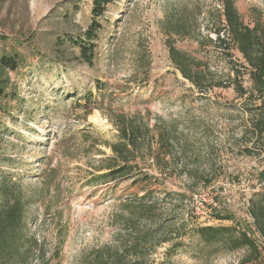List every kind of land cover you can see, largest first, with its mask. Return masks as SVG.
<instances>
[{
    "label": "rangeland",
    "instance_id": "obj_1",
    "mask_svg": "<svg viewBox=\"0 0 264 264\" xmlns=\"http://www.w3.org/2000/svg\"><path fill=\"white\" fill-rule=\"evenodd\" d=\"M234 3L245 23H264V0ZM90 4L0 0V57L20 55L1 102L6 111L0 115V154L8 161L0 162V174H6V185L25 202L26 234L37 244L32 242L34 251L25 264H80L83 256L112 245L122 232L128 211L120 204L144 194L142 184L131 182L140 173L96 179L102 173L96 171L98 160L111 154L104 141L112 142L116 135L108 119L113 111L139 113L150 127L168 126L172 153L185 164L180 174L178 159L167 156L170 171L144 168L152 177L150 194L158 199V218L175 227L183 219L230 225L213 217L217 210L243 225L251 223L249 199L264 190L256 178L264 153L252 149L249 154L246 148L254 140L249 111L261 99L240 97L232 87L200 93L173 67L165 43L167 21L181 20L191 36L214 37L220 0H114L98 19L93 64L88 65L68 38H84ZM174 38L180 48H196L192 39ZM212 51L211 68L228 82L230 64H239L240 55L231 50L230 61ZM241 80L250 87L246 73ZM85 94H91L88 106ZM170 191L183 192L185 200L174 194L163 198ZM253 236L264 259V241ZM179 240L182 245L171 255L174 264H237L244 254L206 244L190 230ZM167 246L149 260H160ZM14 262L8 264H18Z\"/></svg>",
    "mask_w": 264,
    "mask_h": 264
},
{
    "label": "trees",
    "instance_id": "obj_2",
    "mask_svg": "<svg viewBox=\"0 0 264 264\" xmlns=\"http://www.w3.org/2000/svg\"><path fill=\"white\" fill-rule=\"evenodd\" d=\"M91 22L84 31V38L70 39V43L79 49L82 60L93 64L96 31L100 24L98 19L104 15L107 5L114 0H90ZM221 9L216 10L215 19L217 28L213 29L214 37L206 34L204 37L191 36L190 30L184 22H168L167 39L165 40L168 57L173 67L181 76L190 82L200 93L214 87H232L238 96L260 98V104L250 110L249 131L253 137L250 154L253 150L264 153V23L255 21L252 25L245 23L234 0H220ZM208 20V19H207ZM207 27V24L205 25ZM175 36L189 38L196 42V48L184 49L176 46ZM210 49V50H208ZM213 51H212V50ZM235 50L241 58L239 64L232 61L228 82H224L217 71L211 68L209 57L211 51L224 55L229 60L232 57L231 50ZM200 54L201 56H197ZM231 61V60H230ZM20 55L13 53L0 57V115L6 110L2 107V98L7 95V83L9 74L19 69ZM247 74L250 87L242 83V75ZM100 85V84H97ZM101 89L99 86L98 90ZM90 95L85 104H90ZM204 98L200 94V99ZM252 111H255L252 112ZM109 121L116 130L114 141L104 144L111 150L110 155L98 160L96 171L102 173L96 176L99 181L116 180L123 177H132V174L140 173V177L132 178V184H142L145 187L144 194L131 198L120 205L127 211L122 232L116 235L112 245H103L93 249L83 256L80 264H174L171 255L182 245L180 237L187 230L198 236L206 244H217L227 251L244 250V254L237 264H264L260 244L257 243L254 234L264 241V190L253 194L249 199V215L252 222L242 224L233 219L231 214H221L214 210L213 217L219 220H228L230 225H199L189 224L188 219L181 220L180 224H169L161 220L155 214L158 207V199L150 194L152 177L144 170L147 166H161V170H171L169 161L165 158L172 156L176 159V167H180V174L185 171V164H179L180 158L172 153L173 137L168 126L150 127L139 113L128 114L124 112H112ZM86 138L88 137L85 134ZM257 145V147H255ZM148 159V160H147ZM150 160L153 163L149 162ZM8 161L0 154V162ZM188 171V170H187ZM191 173L189 174V177ZM6 174H0V264H8L15 261L25 264L26 259L36 247V241H30L27 237V219L25 214V202L19 194H16L13 186L6 185ZM257 181L263 183L264 167L256 174ZM165 183L164 180L161 182ZM171 194L177 195L184 201L186 195L183 192H164V197ZM181 229V231H179ZM167 244L162 258L156 262L149 260L152 253ZM37 257L44 259V253L37 250ZM14 262V263H15ZM43 264H47L44 261Z\"/></svg>",
    "mask_w": 264,
    "mask_h": 264
}]
</instances>
